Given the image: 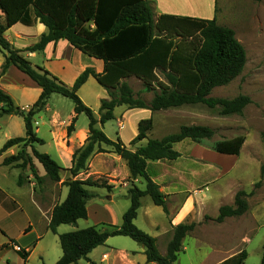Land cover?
I'll return each instance as SVG.
<instances>
[{
	"label": "trees",
	"instance_id": "trees-1",
	"mask_svg": "<svg viewBox=\"0 0 264 264\" xmlns=\"http://www.w3.org/2000/svg\"><path fill=\"white\" fill-rule=\"evenodd\" d=\"M37 21L45 26L46 31L40 34L34 44L16 49L5 38V31L15 23L29 26ZM59 39L66 40L89 57L102 60L103 71L96 73L87 67L77 76L73 85L68 86L21 54L22 51L43 52L49 42ZM0 51L4 53L0 75L13 65L41 89L27 111L15 105L13 99L0 89V111L18 115L24 123V136L7 139L0 147V154L16 144L22 143L23 146L15 154L4 157L1 164L19 168L28 166L38 179L35 166L25 151V147L30 145L33 156L50 180L59 181L61 170H68L73 177L63 182L67 187L66 197L52 209L48 224L51 232L55 233L60 224H75L78 219L87 218L86 203L92 195L86 186L110 188L106 179L100 176L82 180L75 178L87 170V161L92 154L109 152L100 146L102 143L110 146L112 152L126 162L131 178H141L145 183L144 188L136 184L128 188L129 206L122 214L120 225L110 224L108 230L88 226L59 234L62 255L55 264H76L80 259L94 264L88 258L89 252L103 244L109 236L116 235L128 236L141 243L148 262L173 264L178 253L183 250V238L194 228L195 223L184 222L172 226L165 254L159 252L155 237L134 224L144 196H149L154 205L162 207L164 213L168 214L165 195L148 175L146 165L148 161L178 158L180 153L173 148L175 143L185 139L199 143L211 137L213 129L202 125H181L178 132L161 139L149 138L144 145L131 150L119 139L107 137L97 127V123L103 125L113 119L114 109L120 105L157 111L203 103L211 108L219 106L221 115L240 114L250 102L247 96L239 95L232 99L209 96L213 88L228 84L245 66L246 51L236 38L234 29L218 24L215 17L203 19L160 14L154 18L148 0H0ZM89 76L95 78L108 92V98L100 101L98 119L77 94ZM130 77L139 79L145 92H152L150 101L138 97V93L126 81ZM52 93L73 102L75 115L67 126V134L73 130L78 114L84 113L88 118L87 137L74 150L72 165L67 169L62 168L49 154L39 152L31 145L34 142L43 143L36 135L32 118L43 110ZM152 127V118L139 120L137 134L130 145L145 139ZM261 138L264 141V132ZM243 142V136L221 139L213 143L212 149L221 154L238 155ZM260 173L264 175V164L261 165ZM244 195V191L236 192L235 207L220 206L215 220L222 222L226 217L242 215L248 209ZM28 253L24 249L20 251L24 260ZM246 257L247 252L240 249L216 264H243ZM260 264H264V249Z\"/></svg>",
	"mask_w": 264,
	"mask_h": 264
},
{
	"label": "rangeland",
	"instance_id": "rangeland-1",
	"mask_svg": "<svg viewBox=\"0 0 264 264\" xmlns=\"http://www.w3.org/2000/svg\"><path fill=\"white\" fill-rule=\"evenodd\" d=\"M217 4L219 7L217 15L219 13L224 19L220 21L216 20V22L234 29L236 38L241 42L246 51V63L242 72L236 78L226 85L213 88L209 96L232 99L239 95H244L250 99V102L244 106L240 114L221 115L219 113V106L211 108L203 103L182 105L162 112L164 115L162 113L155 114V123L152 130L145 139L136 142L134 147L137 149L141 144L144 145L149 138L161 139L163 136L178 132L181 125H202L212 128V136L202 139L199 143L190 139H187L186 142L175 143L174 149L180 153L178 158L174 160L162 159L157 160V162L148 161L146 165V171L150 178L154 182H159L163 187L167 186V184L165 185L163 183L165 179H171L172 177L181 178L184 175L186 178L177 181H181L190 187L195 186L198 182L201 185L205 181L207 188L205 190V186L200 187V193L205 196L208 190V196L210 195L209 200H205L201 206V220L199 222H195L194 220L187 221L194 222L195 226L183 238L184 250L178 253L174 263L206 264V255L209 253L227 255L244 249L247 252V257L243 264H260L264 249V175L260 173L261 165L264 164V141L261 138V133L264 132V0L259 2L253 0H217ZM22 52H25V54L28 53L27 51ZM62 52L64 54L68 53L65 48H63ZM42 53L40 52V55L31 60L28 59L32 64L42 65ZM0 54L4 57L2 51H0ZM21 54L23 56L25 55L24 53ZM82 54L84 61L87 55ZM75 65L77 64L75 63ZM17 71L24 75V77L22 76L24 80L23 85H18L17 88L11 85L12 88L7 94L9 93L11 95L15 105L18 104L19 107L27 106L20 107L24 111H27L32 105L31 100L35 96L36 90L25 85V82L31 79L19 70ZM3 75H0V77ZM16 77L22 79L20 74ZM9 78L15 79V77ZM128 81L132 89L138 93V97L147 101L149 95H152V92H145L142 84L134 78L128 79ZM94 87L99 88L98 83L94 82ZM46 105L48 106V111L44 107L43 110L36 113L32 118L34 129L36 127L38 128L37 136L45 140L50 135L47 117L51 112H56L59 122L63 123L73 111V102L67 97L52 93ZM1 107L2 104L0 103V109ZM122 109L123 107L117 106L114 110L115 117L104 123V133H107L113 138H115L118 130L116 118H119V112ZM75 122L78 125H88V118L86 114L80 113L77 115ZM57 128V133H63L64 128L61 125L57 126ZM125 131L126 128H124ZM17 136H24L23 119L18 115L5 114L0 111V147L8 139L7 137ZM235 136L244 137V142L238 155L221 154L212 149L214 142ZM31 145L39 152L51 153L52 146L50 142L41 145L34 142ZM194 145L200 146V148H196L193 153L188 154ZM22 146V143L12 146L11 148L14 149V152H8L7 156L15 154ZM100 146L109 151L107 153H114L110 146L104 143ZM25 151L27 156L31 158L34 166L38 164L44 172L42 165L33 156L30 145L25 147ZM94 154L98 155L92 161L93 167L103 169L105 165L108 168L113 166L111 156L104 154V152ZM100 154L101 156L106 155L105 158L107 159L101 157ZM121 161L123 165L125 161L123 159ZM10 166L14 167V169L7 170L5 167L0 166V186L9 192L22 193L26 191L27 185L21 188L23 191L16 186L14 176L19 173V177L23 182L26 173L31 172L29 167L19 168ZM116 167H119V165H116ZM87 169L88 171H84L79 176L81 178L78 177V179L82 180L87 177L97 178L100 176L107 181L108 177L88 174L91 170L89 168V159L87 161ZM123 169L122 166L117 168L118 173L123 174ZM36 174L38 175L37 170ZM67 175L70 177L69 171H67ZM38 177V179L35 177L33 179L41 191L40 195L38 194L39 196L36 195L37 200L41 197L44 198L46 191H52L55 183L45 174L42 177ZM113 180H115V183L113 181L108 182L114 184L119 182L123 183L125 179L117 176ZM126 180L130 182L127 184L130 186L132 184H136L140 188H144L145 186L143 179L138 177L133 179L129 176ZM174 184L176 187V183ZM177 186L179 187V183ZM86 188L92 195L88 199V206L94 205L95 203L99 205L109 202L105 197L108 195L107 188L89 186H86ZM127 190L123 189V187H118V190L115 192H120V197L113 198L112 202V209L115 211L117 220L120 221L122 216H120L121 209L128 202ZM240 190L245 193L243 198L247 202L248 209L240 216L226 217L222 222H217L215 219L218 215L219 207L222 205L235 207L234 197L236 192ZM124 196H127V198ZM23 197L25 203H27L28 192H25ZM142 203V208L138 211V216L133 222L138 228L155 237L158 250L164 252L166 244L171 237V230L169 233L165 230L166 216L169 217V213L174 211L175 206L166 203L168 214L165 216L162 207L154 205L149 196H144ZM146 207L147 219L143 215ZM90 208L93 210L91 216L88 219L83 218L77 221L78 225L82 228L83 226H95L99 230H108L111 228L110 224L116 225L109 221H100L97 217L99 209L96 206ZM17 215L15 213L14 217ZM17 219V226H14L13 234H18L23 226L27 224L25 219L21 220V217ZM152 220L159 224L158 229L150 226L148 222ZM110 239H123L127 243L140 246L138 242L128 236H117ZM52 242H54V236L52 233H48L47 237L42 241V245H49ZM2 248H5V246ZM6 252L10 264L18 262L16 260V257L19 255L17 252H14L12 248H6ZM38 259V256L34 254L29 258L28 263L34 264Z\"/></svg>",
	"mask_w": 264,
	"mask_h": 264
},
{
	"label": "crops",
	"instance_id": "crops-1",
	"mask_svg": "<svg viewBox=\"0 0 264 264\" xmlns=\"http://www.w3.org/2000/svg\"><path fill=\"white\" fill-rule=\"evenodd\" d=\"M151 2L153 8V16L157 18L160 14H171L177 16H188L193 18H203V19H211L215 17L217 21L223 20L224 17L222 15H217V11L219 10L217 0H148ZM46 28L40 22H35L32 25H24L20 22L15 23L11 27H9L4 35L8 42L15 47L16 49H24L27 46L34 44L41 33L45 32ZM63 48L67 49L68 53L64 54ZM77 50V51H75ZM24 53L25 52H21ZM42 56V67L47 69L51 74L62 80L66 85L72 86L77 76L87 67L92 68L96 73H101L103 71V61L97 58L87 56L83 61V54L78 49L72 47L66 40L59 39L56 42H49L44 50ZM40 55L37 52L26 53L24 56L29 58L30 60ZM4 57L0 54V65L2 64ZM75 63L77 65H75ZM17 68L13 65H10L3 76L0 77V87L6 93L10 91L12 88H17L18 85H23L24 75L19 73ZM21 75L22 79L17 78V75ZM9 77H15L9 78ZM134 77H130L131 79ZM128 84L130 85V82ZM138 82L141 81L137 78H134ZM11 83H10V82ZM94 82L97 83L95 78L89 76L86 81L79 87L77 90V94L82 100V102L92 109L95 118H99L98 109L100 106L101 99L108 98L107 90L99 85V88L94 87ZM27 86H30L36 90L35 96L32 98V103L37 99L41 89L36 85L32 80L25 82ZM142 84V83H141ZM87 86V87H86ZM131 86V85H130ZM87 88V89H86ZM143 88V86H142ZM85 90V91H84ZM83 94H81V92ZM134 91V90H133ZM87 92V93H85ZM135 92V91H134ZM148 92V91H147ZM136 93V92H135ZM9 94V93H8ZM10 95V94H9ZM152 95H149L147 98V102L150 101ZM11 97V95H10ZM12 98V97H11ZM13 99V98H12ZM31 103V104H32ZM30 104V105H31ZM18 105V104H17ZM19 106V105H18ZM123 109L119 112V118H116V126L118 128L116 132L115 138L109 136L107 133V137L111 140L119 139L125 146H127L131 150H135V144L130 145L131 140L137 134V124L139 120L145 118H152L153 126H154V117L155 114L162 113L174 108L161 109L157 111H151L148 108H127L125 105H120ZM27 107V106H20ZM47 105L45 106V110H47ZM115 110V109H114ZM164 115V113H162ZM74 112L72 111L70 115L67 117V120L63 123H60L58 120V115L56 112H51V114L47 117V124L50 135L47 140L42 139L43 143L50 142L51 143V153L49 154L62 168H70L72 165V154L75 149L80 147L88 134V125H78L77 122L74 123L73 130L67 134V126L71 122L72 117L74 116ZM115 117V112H114ZM62 126L64 128L63 133L59 134L56 132L57 126ZM97 127L104 131V124L100 125L97 123ZM124 128L126 131L124 132ZM153 128V127H152ZM152 130V129H151ZM150 130V131H151ZM38 128H35V132L37 135ZM38 137V136H37ZM9 139V137H7ZM40 138V137H39ZM7 140V139H6ZM5 140V141H6ZM187 139L183 140L186 142ZM4 141V142H5ZM141 144V143H139ZM145 144V143H144ZM41 145V144H40ZM142 145V144H141ZM12 147V146H11ZM8 148L6 151L0 154V166L5 167L7 170L14 169L10 165H1V162L5 156H7L8 152L13 153L14 149ZM174 148V145H173ZM196 148H200V146L194 145L191 147V151L188 153H193ZM108 156H111V160L113 162V166L108 168L105 165L103 169H98L93 167V160L97 158L94 154L89 158V169L90 172L88 174L91 175H102L107 178V184L110 186L108 189V195H106V199H108V203H101L99 205L88 206V200L86 203L87 208V219L91 216L90 207L96 206L99 209V213L97 217L100 221H109L110 223H115L116 225H120L122 222V214L129 206L128 202L125 203L124 207L121 209V221L117 220L115 211L112 209L113 207V198L120 197V192H115L118 190V187L127 190L130 185H127L129 181L126 179L129 178L130 174L125 162L122 165V159L115 153H107ZM101 156V154H100ZM106 155H102L101 157L105 158ZM107 159V158H105ZM104 159V160H105ZM103 161V160H102ZM157 162V161H156ZM106 164V163H103ZM121 164V165H120ZM119 165V167H116ZM122 166L123 174H119L117 168ZM35 169L38 172V176H44V172L39 167V165H35ZM68 170H61L60 172V180L55 182L53 185L52 191H46V195L44 198L36 199V195H40L41 191L39 187H37L32 173H26L24 176L25 180L22 182L19 177V173L14 176L15 184L20 190L24 186L27 185L26 191L24 192H9L2 186H0V264H10L9 258L6 256V248H12L14 252H17L19 255L16 257L18 260L15 264H29V258L36 254L38 256V260L34 264H55V262L61 257L62 250L59 244L58 235L73 231L76 229H81L82 227L78 225V222L75 224H60L56 227V232L53 233L48 227L50 216L53 207L62 202L67 194V187L63 184L67 178H72L67 175ZM88 171V169H87ZM80 175L78 174L75 178L78 179ZM117 176L125 179L123 183L119 182L114 184ZM123 176V177H122ZM177 176V175H174ZM74 178V179H75ZM81 178V177H79ZM179 178V179H178ZM186 178L184 175L180 177H172L171 179H165L163 183L167 186L163 187L159 182H155L159 185L161 192L165 195V200L168 205H174V211L169 213V217L166 216V226L165 230L167 233L170 232L172 226L177 225L179 223H184L187 221L194 220L195 222H199L201 220V206L204 204L205 200H209L210 195L209 192L205 196L200 193L202 186L206 185V182L203 181L202 184H196L193 187L185 185L181 181ZM170 180V181H169ZM18 181H21L18 184ZM108 181H113L114 183H109ZM130 183V182H129ZM176 183V187L175 184ZM179 183V187L177 184ZM170 184V185H168ZM205 186V190H206ZM23 191V190H22ZM28 192L27 203H25V199L23 197L24 193ZM55 194V195H54ZM38 195V196H39ZM207 195V197H206ZM127 198V196H124ZM143 198V197H142ZM142 198L141 204L138 208V211L142 208ZM137 211V216H138ZM18 215L14 217V214ZM143 215L147 219V207L145 208ZM136 216V217H137ZM18 217H21V220L25 219L27 224L23 226L22 230L18 234H13L14 226H17ZM110 217V218H109ZM113 218V219H112ZM34 219V220H33ZM79 220V219H78ZM77 220V221H78ZM147 222V220H146ZM151 227H155L158 229L159 224L155 221L148 222ZM147 225V224H146ZM66 226V227H63ZM88 226H83V228ZM48 233H52L54 236V242L49 245H42V241L45 237H47ZM116 236H109L105 242L101 245L93 248L89 254L88 258L94 264H157L155 262H148L146 260V256L144 254V246L140 244V246H135L131 243H127L123 239H110ZM5 246V248H2ZM7 246V247H6ZM14 246H19L21 249L29 251L26 260H24L19 251L14 249ZM184 250V247H183ZM161 254H165L164 252L159 251ZM234 254V253H233ZM232 254L220 255V254H211L206 255V264H216L225 258L229 257ZM14 264V263H13ZM74 264V263H70ZM76 264H90L88 261L84 259L78 260ZM175 264V263H173Z\"/></svg>",
	"mask_w": 264,
	"mask_h": 264
},
{
	"label": "built area",
	"instance_id": "built-area-1",
	"mask_svg": "<svg viewBox=\"0 0 264 264\" xmlns=\"http://www.w3.org/2000/svg\"><path fill=\"white\" fill-rule=\"evenodd\" d=\"M14 249L19 252L21 251V248L19 246H14Z\"/></svg>",
	"mask_w": 264,
	"mask_h": 264
}]
</instances>
